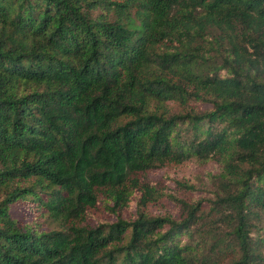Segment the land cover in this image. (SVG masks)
Instances as JSON below:
<instances>
[{"label":"trees","instance_id":"trees-1","mask_svg":"<svg viewBox=\"0 0 264 264\" xmlns=\"http://www.w3.org/2000/svg\"><path fill=\"white\" fill-rule=\"evenodd\" d=\"M0 264H264V0H0Z\"/></svg>","mask_w":264,"mask_h":264},{"label":"rangeland","instance_id":"rangeland-1","mask_svg":"<svg viewBox=\"0 0 264 264\" xmlns=\"http://www.w3.org/2000/svg\"><path fill=\"white\" fill-rule=\"evenodd\" d=\"M195 163L191 160H186L181 163H166L161 167L153 169V171L148 174L145 182H149L154 186H158L162 190V193H172L176 197H204L210 196V190L213 189V182L207 175H201L198 178L195 176ZM208 177V178H207ZM175 181L186 182L188 184L196 187V190L187 191L176 187ZM135 203L128 206V212L124 211L122 213L123 217H128L134 212ZM145 211L149 215H175L178 212L177 205L171 198H165L162 196L157 200L153 201L151 204L145 207ZM96 219L109 221L111 218L103 212L101 209H96L93 213ZM90 224H94V220L87 218ZM42 227H48L47 222L42 221Z\"/></svg>","mask_w":264,"mask_h":264}]
</instances>
